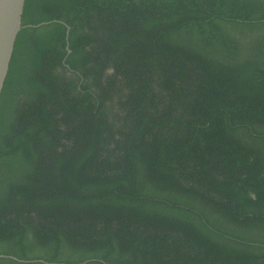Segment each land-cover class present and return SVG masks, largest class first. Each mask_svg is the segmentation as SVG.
<instances>
[{"label":"trees","instance_id":"1","mask_svg":"<svg viewBox=\"0 0 264 264\" xmlns=\"http://www.w3.org/2000/svg\"><path fill=\"white\" fill-rule=\"evenodd\" d=\"M21 22L0 253L26 260L0 264H264V0H25Z\"/></svg>","mask_w":264,"mask_h":264},{"label":"water","instance_id":"2","mask_svg":"<svg viewBox=\"0 0 264 264\" xmlns=\"http://www.w3.org/2000/svg\"><path fill=\"white\" fill-rule=\"evenodd\" d=\"M24 1L25 0H0V94L9 66L16 34L23 26L21 15ZM44 22L48 21H41L37 24L28 23L27 25H39ZM0 256H7L17 260H26L7 253H0ZM36 260L45 261L41 258H37Z\"/></svg>","mask_w":264,"mask_h":264}]
</instances>
